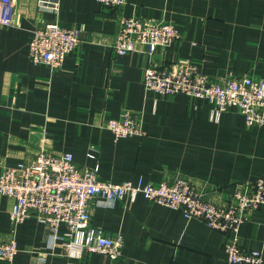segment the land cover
I'll return each instance as SVG.
<instances>
[{
	"label": "crops",
	"instance_id": "0c3cea01",
	"mask_svg": "<svg viewBox=\"0 0 264 264\" xmlns=\"http://www.w3.org/2000/svg\"><path fill=\"white\" fill-rule=\"evenodd\" d=\"M13 3L11 23L0 22V174L44 146L72 153L80 166L99 165L100 177L113 182L181 175L222 203L237 183L264 178V124L248 125L237 107L217 115L206 100L159 95L143 84L148 65L189 60L213 78L264 81V0H127L120 10L99 0H60L58 14L39 0ZM120 15L166 19L182 38L153 54L145 46L117 54ZM57 17L81 29L83 41L52 70L31 61L29 42L40 23ZM124 109L142 115L144 135L117 138L104 125ZM14 202L0 192V235L14 233L18 243L14 259L0 264H232L222 231L143 194L91 208L95 228L123 235L117 260L69 250L64 224L65 238L54 242L34 215L13 223ZM238 240L264 257V203L242 223Z\"/></svg>",
	"mask_w": 264,
	"mask_h": 264
},
{
	"label": "built area",
	"instance_id": "2783aa9c",
	"mask_svg": "<svg viewBox=\"0 0 264 264\" xmlns=\"http://www.w3.org/2000/svg\"><path fill=\"white\" fill-rule=\"evenodd\" d=\"M103 5L120 10L127 0H99ZM42 8L59 13L60 0H39ZM14 9L13 0H0V22L9 25ZM182 38L177 25L166 19L140 15H120L113 45L117 54L137 51L140 46L155 53ZM83 41L82 30L62 24L57 17L40 23L29 42L32 62L48 64L52 70L63 66L68 54ZM146 89L159 95L183 93L206 100L219 115L229 107H237L248 125L264 124V81L252 75H230L221 79L204 73L193 61L178 65L150 64L144 70ZM117 138L144 135L143 117L132 109H124L119 117H109L105 124ZM100 166H80L72 153H55L41 147L36 155L0 174V192L15 202L11 208L13 223H21L30 215L43 222L54 242L65 238L60 226L69 230L66 242L69 250L100 252L112 260L122 255L124 237L106 235L92 223L91 208L112 204L127 196L135 199L143 194L147 199L182 209L187 218H200L226 235L225 251L232 264H264L259 249L248 250L238 240L243 222L264 203V178L237 183L233 193L218 202L187 177L177 175L159 183L126 180L113 182L100 177ZM18 251L14 233L0 235V259L12 261Z\"/></svg>",
	"mask_w": 264,
	"mask_h": 264
}]
</instances>
